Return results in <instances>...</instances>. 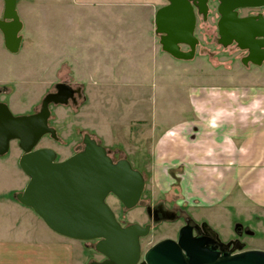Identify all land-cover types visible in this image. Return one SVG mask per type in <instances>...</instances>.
<instances>
[{"label": "rangeland", "instance_id": "rangeland-1", "mask_svg": "<svg viewBox=\"0 0 264 264\" xmlns=\"http://www.w3.org/2000/svg\"><path fill=\"white\" fill-rule=\"evenodd\" d=\"M167 3V0H90V6L83 8L79 7L75 0H58V2L56 0H17V10L22 22L24 21L21 30L24 41L22 39L18 52L12 53L7 49L5 51L7 55L4 58L2 56V60L0 54V63L4 64L2 66L3 75L10 81L4 88L8 94H0V101L7 103L15 115L32 114L40 109L42 99L49 91L55 89V84L69 81L75 85L84 86L89 79H97L95 70L101 68V70L108 69L112 75L120 74L121 76L123 73V75H132L133 78H140L145 85L143 91L152 92L151 95L160 102V92L163 91L164 85L158 77L161 69L156 61L154 62L156 55H153L150 45L147 43L148 46L144 45L141 50L129 55L130 47H126L125 44L130 41L129 39L132 44L137 43V46L145 44V36L153 34L154 45L161 52L159 35L155 33L154 17L157 9ZM217 6V0H209L206 20L202 16L197 17L195 34L199 43L196 55L193 59L181 62H187V68H193L196 74L201 71L200 64L210 65L212 69L217 70L219 75L245 73L254 77L251 76L249 79L239 77L238 80L264 82V63L261 66L252 64L245 66L241 62L244 54L242 50L236 48L235 44L223 46L217 42V21L219 19ZM81 9L87 12L88 16L84 22V41L81 40L82 34L77 32L78 20H75L74 24L68 21V12L71 13L74 10L77 13ZM247 12L264 14V6L241 10V13ZM150 24L153 25L151 32L145 28ZM99 26L104 27V34L96 33ZM114 29L121 33H114ZM114 37L118 44H122V48L116 46L121 50L117 54H115L116 50L112 52ZM24 47H27V50ZM182 47L188 49L186 45ZM19 78L25 81H17ZM205 78L203 76L201 80L204 81ZM174 81L170 82L174 84ZM181 84L178 85L181 87ZM176 85H171L169 91L171 92ZM107 93V95L93 94L85 86L77 105L51 104L49 123L56 128L59 138L56 140L50 135H45L37 146L51 147L56 150L58 160L65 159L76 151L78 145H84L82 137L87 132L111 150L115 159L127 157L132 166L142 172L140 163L143 160L146 161V156L137 157L135 152L145 148L146 145H142L144 140H137L135 145L130 144L129 141L133 140L128 138L129 131L127 130L132 121L121 119L114 107V103L119 98L114 96L113 91ZM126 99L128 101V98ZM122 136H126L125 142H122ZM18 154H22V149L17 140H12L10 149L7 153L0 155V158L6 161L12 176H17L15 175L16 170L26 176L19 166L21 155L18 156ZM176 173L175 171L170 172V175L165 177H152L143 173L146 185L141 199L145 204L163 200L168 205L183 206L195 220H206L221 240L226 241L239 236L245 244V249H264L263 215L256 214L251 218L250 210L231 207L229 211L223 210L220 218L216 219L209 208L193 204L186 199L180 187L181 177ZM11 183L14 184L16 181L12 180ZM107 202L117 218L123 222L143 224L148 220L145 204L126 209L113 194L108 196ZM179 223L180 221L175 224H163L152 230L142 239L143 250L163 236L174 235L173 228ZM237 224H240L241 230L244 231L240 235L236 232ZM95 243V240L79 243L80 264H87L92 259L97 260L102 257L95 250Z\"/></svg>", "mask_w": 264, "mask_h": 264}, {"label": "crops", "instance_id": "crops-1", "mask_svg": "<svg viewBox=\"0 0 264 264\" xmlns=\"http://www.w3.org/2000/svg\"><path fill=\"white\" fill-rule=\"evenodd\" d=\"M75 2L79 7L90 6V0ZM3 11L4 1L0 0V17ZM74 13L68 12V21L74 24L78 20L77 32L84 41L87 12L81 9ZM145 28L153 31L151 24ZM118 31L114 29V33ZM104 32L103 26L96 30L98 34ZM115 37L112 52L116 50L117 54L122 44ZM3 39L0 31L1 60L7 55ZM129 40L125 44L130 47L129 55L144 45H150L156 55L154 62L160 66L158 77L164 85L160 102L152 92L143 91L145 85L140 78L112 75L108 69L97 68V79H89L84 87L99 95L113 91L119 98L114 103L117 113L121 119L132 121L127 130L133 140L130 144L143 139L142 145H146L135 152L137 157L146 156L140 163L142 172L152 177L177 172L186 199L209 208L216 219L231 207L250 210L251 218L264 216V82L238 80L253 76L245 73L219 75L210 65L200 64L201 71L196 74L193 68H187V62L159 52L153 34H147L142 45ZM3 65L0 63V94H8L4 88L10 81L3 75ZM171 80L177 85L170 92L174 85ZM125 139L122 136V142ZM15 172L17 176H12L6 161L0 158V264H80L81 241L53 231L31 207L15 198L13 192L23 190L29 180L27 175Z\"/></svg>", "mask_w": 264, "mask_h": 264}, {"label": "water", "instance_id": "water-1", "mask_svg": "<svg viewBox=\"0 0 264 264\" xmlns=\"http://www.w3.org/2000/svg\"><path fill=\"white\" fill-rule=\"evenodd\" d=\"M3 1L0 31L5 47L16 53L23 39V22L17 0ZM167 1L154 17L161 48L174 58L193 59L199 43L195 34L197 17L206 20L209 0ZM217 1V42L223 46L236 43L247 50L248 54L241 58L245 66L249 62L262 65L264 14L240 16L239 9L262 7L264 0ZM55 87L57 91L48 92L40 110L32 114L15 115L7 103L0 101V155L8 152L12 140L18 141L22 149L19 166L29 180L23 190L14 194L15 198L31 207L53 231L80 241L96 240L94 248L105 259H92L87 264H264V249L239 246L223 251L219 247L231 242L221 241L217 232L215 239L195 237L188 226L182 228L178 240L161 239L143 252L141 239L149 234L150 225H122L107 198L115 195L126 209L144 205V174L127 157L113 161L110 150L87 132L83 149L65 159L58 160L51 147L37 146L45 135L59 138L56 128L49 124L50 106L67 104L74 92L64 82ZM151 209L146 206L147 213Z\"/></svg>", "mask_w": 264, "mask_h": 264}, {"label": "flooded vegetation", "instance_id": "flooded-vegetation-1", "mask_svg": "<svg viewBox=\"0 0 264 264\" xmlns=\"http://www.w3.org/2000/svg\"><path fill=\"white\" fill-rule=\"evenodd\" d=\"M245 8H242V9H239V15L240 16H246V15H251V14H256V13H259V12H256V13H250V12H247V13H241V10H243ZM203 18V16H202ZM232 44H235L236 45V48H238L239 50H242L240 49L236 43H232ZM244 52V54L242 55V57L246 56L248 54V51L247 50H242ZM241 57V58H242ZM243 64V63H242ZM249 64H252V65H256L252 62H249ZM248 64V65H249ZM247 65V66H248ZM258 66V65H257ZM261 66V65H260ZM64 83H67L69 85H71L74 89V92H73V95L69 98L68 100V103L67 104H71L73 106L77 105L78 102H79V98L83 95V90H84V86L82 84L80 85H75L69 81H62ZM56 85V84H55ZM57 91L56 87L54 90L52 91H49V92H55ZM41 108V107H40ZM40 110V109H39ZM37 110V111H39ZM37 111H34V112H37ZM50 122V120H49ZM50 124V123H49ZM86 133V132H85ZM84 133V134H85ZM83 134V136H84ZM82 141H83V137H82ZM84 144V143H83ZM79 147V148H78ZM84 145H78L76 147V151L77 150H81L83 149ZM78 148V149H77ZM75 151V152H76ZM74 152V153H75ZM110 156L112 157L113 161H117L118 159L120 158H124V157H120L118 159H115L114 155L111 153V150H110ZM122 203V202H121ZM123 204V203H122ZM147 205H150L152 206V209H151V212L150 214L147 213V210H146V206ZM124 206V205H123ZM145 207V212H146V215L148 217V220L143 223L142 225H147L149 224L150 225V231H149V234L151 233L152 230H155L157 228H159L160 226H162L163 224H175L176 222L180 221L179 225L178 226H175L173 228V231H174V235H167V236H163L162 238H160L159 240L161 239H164V238H172L174 240H178L179 238V235H180V231L182 230L183 227H191V230H192V233H193V236L195 237H201V236H205L207 238H214L216 237V231L213 230L209 225L208 223L207 224H203L204 222H207L206 220H201V221H197L195 220V218H193V216L191 214H189L183 206H179V205H176V204H172V205H168L166 203V201H163V200H160L158 202H154L152 204L150 203H146L144 205ZM122 225H128L129 223L131 222H123L122 220L118 219ZM242 227L241 226H237L236 227V232L240 235L242 234V231L241 230ZM148 234V235H149ZM147 235V236H148ZM146 237V236H145ZM144 238V237H143ZM142 238V239H143ZM142 239H141V244H142ZM157 240V241H159ZM96 241V240H95ZM156 241V242H157ZM223 241V240H221ZM224 243H228V242H231V244L228 246V245H223L222 247H219V249L223 250V251H231L234 247H239V246H243L245 247V244L244 242H242L239 238V236H236V237H233V238H230L226 241H223ZM154 244V243H153ZM152 244V245H153ZM151 245V246H152ZM211 245V244H209ZM150 246V247H151ZM149 248V247H148ZM147 248V249H148ZM146 249V250H147ZM142 250H143V246H142ZM146 250H143V252H145ZM102 257L100 259H97V260H104L105 259V256L103 254H101ZM142 260V259H141Z\"/></svg>", "mask_w": 264, "mask_h": 264}]
</instances>
